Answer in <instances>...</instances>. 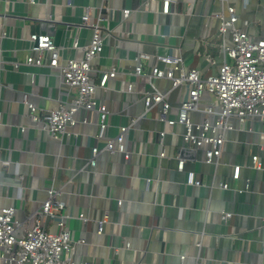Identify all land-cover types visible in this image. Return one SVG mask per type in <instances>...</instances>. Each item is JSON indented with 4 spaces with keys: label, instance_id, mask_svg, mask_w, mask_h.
I'll return each mask as SVG.
<instances>
[{
    "label": "crops",
    "instance_id": "obj_1",
    "mask_svg": "<svg viewBox=\"0 0 264 264\" xmlns=\"http://www.w3.org/2000/svg\"><path fill=\"white\" fill-rule=\"evenodd\" d=\"M144 1L0 0V208L14 206L15 218L27 229L53 189L54 198L65 202L73 239L86 241L74 250L86 264H264V123L234 120L218 162L207 163L204 148L185 143L184 127L162 119L161 104L146 110L143 99L153 80L171 102L167 118L175 117L186 88L172 89L166 78L150 79L151 68L163 66L157 56H181L185 69L217 71L224 60L217 13L228 16V5L234 4L237 25L263 36L264 0H177L168 14L161 0L147 7ZM127 8L132 12L125 18ZM87 9L90 22L100 21L109 32L102 54L93 60L94 78L99 82L101 71L117 69L95 93L110 110L104 139L137 117L126 133L131 157L102 150L95 167L92 148L104 145L97 138L99 112L82 110L81 120L66 133L51 136L32 120L29 103L43 113L69 103L78 91L66 85L59 67L26 61L32 33L49 35L64 58L82 56L94 33L80 26ZM46 21H54L56 30L42 31L39 25ZM137 65L144 67L143 76L135 74ZM162 130L163 146L158 141ZM255 153L260 168L254 166ZM238 163L241 176L233 179ZM191 170L202 184L188 183ZM226 181L227 189L221 185ZM226 211L233 215L224 218ZM81 213L87 220L80 219ZM55 224L48 216L42 220L46 229Z\"/></svg>",
    "mask_w": 264,
    "mask_h": 264
},
{
    "label": "built area",
    "instance_id": "obj_2",
    "mask_svg": "<svg viewBox=\"0 0 264 264\" xmlns=\"http://www.w3.org/2000/svg\"><path fill=\"white\" fill-rule=\"evenodd\" d=\"M145 0L146 7L150 2ZM163 13H170L173 3L177 0H161ZM246 0V4H247ZM132 9H124L125 18L130 16ZM220 21L218 33L222 36L220 44L223 63L217 71L209 67L202 70L199 67L185 69L181 56L158 55L157 59L163 66L155 65L151 68L150 79H168L172 89L185 87L186 94L177 106L175 117L167 118L172 105L167 100V93L160 91L153 80H150L151 89L144 92L146 110L155 105H162V119L171 125L180 124L184 127L183 139L189 147L204 148L205 162L217 163L225 144L226 132L235 128V122L246 125L251 121L264 123V35L249 32L247 26H238L239 14L234 4L228 5V16L223 12L217 13ZM102 20V19H101ZM103 21V20H102ZM81 27L93 28L92 40L82 46L83 54L80 57L62 56V47L46 34L32 33L29 37L32 42L31 53L26 58L28 63L59 67L64 82L70 88H75L78 95L69 103H61L58 107L38 112L34 103H29L32 120L42 124L43 128L53 137L66 133L81 120L82 110L98 111L100 114L99 132L97 138L104 140L103 147L93 146V156L90 164L97 165V156L102 151L121 153L126 159L131 157V151L126 145V133L137 121L133 117L128 125H121L119 133L112 138H106L108 116L110 110L105 103H99L95 97L98 86L106 87L108 80L116 76L117 69L112 67L101 71L99 82L94 78L96 68L93 60L99 57L106 40V32L100 21L90 22V13L83 16ZM78 39L74 47L79 48ZM48 53L47 61L45 53ZM210 65L215 64L212 56L207 55ZM211 67V66H210ZM135 74L144 75V67L137 65ZM129 90H132L130 85ZM169 93V91H168ZM195 113L201 114L200 119L194 117ZM84 119L83 122H87ZM164 130L159 131L158 141L163 146L165 142ZM165 156L166 152L161 151ZM254 166L261 167L259 153L252 155ZM7 163V162H6ZM185 160L180 158L178 168L184 169ZM242 165L235 164L232 168V178L241 176ZM190 185L202 184L196 172H188ZM223 188H229V181L221 183ZM55 191L49 190L48 198L36 211V223L24 228L21 221L15 218V207L12 205L0 208V260L6 264H86L79 261L74 250L77 243H85V239H73L72 230L68 220L70 215L64 213L65 202L55 199ZM122 201L119 200V203ZM233 215L226 211L224 218ZM55 221V228L46 229L42 225L44 217ZM80 219L87 220L85 213L79 215ZM105 219L98 222L97 232L101 233ZM130 243H127L129 246ZM184 258V256H182Z\"/></svg>",
    "mask_w": 264,
    "mask_h": 264
},
{
    "label": "water",
    "instance_id": "obj_3",
    "mask_svg": "<svg viewBox=\"0 0 264 264\" xmlns=\"http://www.w3.org/2000/svg\"><path fill=\"white\" fill-rule=\"evenodd\" d=\"M39 28H41L42 31L48 32L49 30L54 31L56 30V23L54 21L51 22H43L41 25H39ZM62 26H59L57 32V37L61 35L62 33Z\"/></svg>",
    "mask_w": 264,
    "mask_h": 264
}]
</instances>
